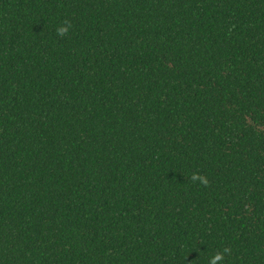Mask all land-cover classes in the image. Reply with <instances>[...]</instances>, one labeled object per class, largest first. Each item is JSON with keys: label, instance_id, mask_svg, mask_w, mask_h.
Segmentation results:
<instances>
[{"label": "trees", "instance_id": "trees-1", "mask_svg": "<svg viewBox=\"0 0 264 264\" xmlns=\"http://www.w3.org/2000/svg\"><path fill=\"white\" fill-rule=\"evenodd\" d=\"M218 253L264 264V0H0V264Z\"/></svg>", "mask_w": 264, "mask_h": 264}, {"label": "clouds", "instance_id": "clouds-1", "mask_svg": "<svg viewBox=\"0 0 264 264\" xmlns=\"http://www.w3.org/2000/svg\"><path fill=\"white\" fill-rule=\"evenodd\" d=\"M69 28H70V25L68 24L67 21H65L62 26H59L57 28V30H56L57 31V34L58 35H64V34H66L69 31ZM191 179L193 181H197L198 180L202 184H207V182H208L205 177H203L201 175H198V174H193L191 176ZM227 251H228V249H224V252H227ZM222 259H223V255L221 253H218L214 257H212V259L210 261V264H217V262L218 261H222Z\"/></svg>", "mask_w": 264, "mask_h": 264}]
</instances>
